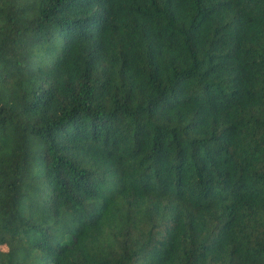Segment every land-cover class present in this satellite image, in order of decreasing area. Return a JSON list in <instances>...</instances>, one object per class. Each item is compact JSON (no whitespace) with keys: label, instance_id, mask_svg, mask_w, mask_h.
I'll return each instance as SVG.
<instances>
[{"label":"trees","instance_id":"obj_1","mask_svg":"<svg viewBox=\"0 0 264 264\" xmlns=\"http://www.w3.org/2000/svg\"><path fill=\"white\" fill-rule=\"evenodd\" d=\"M0 264H264V0H0Z\"/></svg>","mask_w":264,"mask_h":264}]
</instances>
